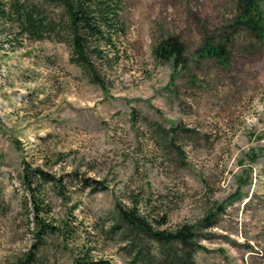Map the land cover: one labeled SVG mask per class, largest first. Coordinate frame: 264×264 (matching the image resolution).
I'll return each instance as SVG.
<instances>
[{
	"label": "rangeland",
	"instance_id": "374dc122",
	"mask_svg": "<svg viewBox=\"0 0 264 264\" xmlns=\"http://www.w3.org/2000/svg\"><path fill=\"white\" fill-rule=\"evenodd\" d=\"M119 2L89 55L101 85L67 44L0 26V264H137L115 205L193 227L194 264H264V45L231 27L235 0ZM172 36L175 68L152 53ZM206 40L222 62L198 56Z\"/></svg>",
	"mask_w": 264,
	"mask_h": 264
},
{
	"label": "trees",
	"instance_id": "16d2710c",
	"mask_svg": "<svg viewBox=\"0 0 264 264\" xmlns=\"http://www.w3.org/2000/svg\"><path fill=\"white\" fill-rule=\"evenodd\" d=\"M264 0H235L232 28L242 26L264 45ZM61 7L63 18L54 20L47 13V6ZM119 0H0V26L13 27L19 37L31 40L55 39L68 45L71 63L78 66L92 83L101 85V80L90 54L101 57L98 46L112 44L113 37L120 32ZM227 41H231L227 39ZM92 43V47L90 46ZM184 47L172 36L154 46L153 57L173 68L183 64ZM198 56L224 60V50L206 40ZM179 128H158L159 147L173 145L170 134L176 135ZM171 141V142H170ZM115 217L111 230L119 233L128 253L137 264H194L195 236L193 227L180 226L175 230H159L144 217L136 207L124 208L115 205ZM41 233L46 225L37 223ZM52 229V228H51ZM17 264H25L19 261ZM81 264H102L83 262Z\"/></svg>",
	"mask_w": 264,
	"mask_h": 264
}]
</instances>
